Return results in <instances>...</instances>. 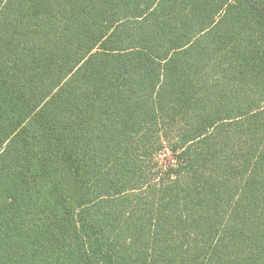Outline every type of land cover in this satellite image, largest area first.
I'll return each mask as SVG.
<instances>
[{
	"label": "trees",
	"instance_id": "1",
	"mask_svg": "<svg viewBox=\"0 0 264 264\" xmlns=\"http://www.w3.org/2000/svg\"><path fill=\"white\" fill-rule=\"evenodd\" d=\"M0 264H264V0H0Z\"/></svg>",
	"mask_w": 264,
	"mask_h": 264
}]
</instances>
